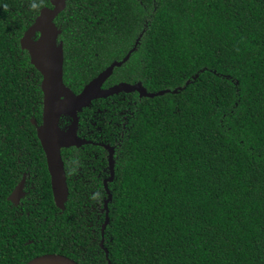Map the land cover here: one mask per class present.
Masks as SVG:
<instances>
[{"label": "trees", "instance_id": "1", "mask_svg": "<svg viewBox=\"0 0 264 264\" xmlns=\"http://www.w3.org/2000/svg\"><path fill=\"white\" fill-rule=\"evenodd\" d=\"M45 7L51 0H0V264L47 254L79 264H264V0H68L56 18L74 93L129 54L106 87L168 91L79 112L81 135L101 130L114 148L107 252L108 151H62L69 197L59 208L32 123L42 117L41 74L20 40ZM24 174L16 206L8 197Z\"/></svg>", "mask_w": 264, "mask_h": 264}, {"label": "water", "instance_id": "2", "mask_svg": "<svg viewBox=\"0 0 264 264\" xmlns=\"http://www.w3.org/2000/svg\"><path fill=\"white\" fill-rule=\"evenodd\" d=\"M52 8L45 7L41 10L40 15L36 18L34 24L24 33L23 37L20 40V46L22 50H25L29 53L31 64L41 73L43 77L42 81V90L44 94V110L42 125L37 128L38 138L43 146V149L46 154L48 169L51 176V184L55 202L59 208H64V205L69 197V189L67 184V176L65 171V166L62 158L61 149L70 148L73 146L80 147L81 145L87 144L89 142L82 140L77 136V130L79 127V118L78 112L84 108L89 107L94 100L107 98L113 96L120 92H139L141 97L153 98L155 96H160L168 91H161L157 93H149L146 91L144 86L141 83L131 85L128 83H120L111 88L104 89L103 86L105 82L110 78L116 67H120L124 62L129 58V55L122 62H114L106 70H104L98 77L93 79L89 84H87L84 89L79 93L75 94L69 87L64 83V46L63 44L58 43V37L60 31L55 24L56 18L62 13L67 7V0H51ZM38 35V38H37ZM37 38V39H36ZM42 40V41H41ZM41 41V42H40ZM40 43L39 45H37ZM53 49L54 57L59 61L60 65L63 68V84L61 90L68 93L69 95L75 97L77 100L80 97H85V100L81 102L78 106H73L68 111H62L60 114L55 116L54 125L60 133L63 135L57 140V147L53 149L52 155L50 154V148L52 144L46 138L42 139L43 136L42 129L46 127V104L48 103L47 89L48 81L43 69L41 70V64L39 63L38 57L33 54V49L37 47ZM45 89V91H44ZM177 91H174L176 93ZM64 99V97H61ZM63 115L70 116L72 119V124L67 131H62L59 127V120ZM35 123V121H34ZM46 137V133L44 134ZM109 149V161L111 168V177L109 181H113L115 176V161H114V149L108 147ZM105 187L108 192V199L105 203V208L107 211L106 221L102 227V241L101 247L104 248V235L107 225L109 223L108 218V204L112 201V194L108 189L107 183L105 182ZM24 180L16 187L10 196V200L15 203H18L23 197L24 192ZM106 250V249H105ZM107 252V250H106ZM26 264H79L75 260L60 254H47L36 257L35 259L29 261ZM110 264V263H109Z\"/></svg>", "mask_w": 264, "mask_h": 264}, {"label": "snow or ice", "instance_id": "3", "mask_svg": "<svg viewBox=\"0 0 264 264\" xmlns=\"http://www.w3.org/2000/svg\"><path fill=\"white\" fill-rule=\"evenodd\" d=\"M32 51L38 57L41 70L43 69L45 76L48 78L47 92L44 89L48 96V103L46 104V127L41 130L43 133L41 138H46L51 142L52 148L49 151L52 155L53 149L58 146L57 140L63 135L54 125L55 116L62 111L70 110L73 106H78L85 100V97L82 96L77 100L75 97L61 90L63 84V68L59 61L55 59L53 49L38 46ZM61 97H64V99H61ZM45 133L46 137L44 135Z\"/></svg>", "mask_w": 264, "mask_h": 264}, {"label": "flooded vegetation", "instance_id": "4", "mask_svg": "<svg viewBox=\"0 0 264 264\" xmlns=\"http://www.w3.org/2000/svg\"><path fill=\"white\" fill-rule=\"evenodd\" d=\"M37 38H38V35H37ZM36 38V39H37ZM59 38V37H58ZM59 43V42H58ZM30 61H31V59H30ZM34 67V66H33ZM36 69V68H35ZM37 70V69H36ZM38 71V70H37ZM39 72V71H38ZM40 73V72H39ZM114 73V72H113ZM41 74V73H40ZM113 75V74H112ZM111 78V77H110ZM110 78H108V80L110 79ZM107 80V81H108ZM42 81H43V77H42V75H41V84H40V87H41V90H42ZM107 81L105 82V84H104V86H103V88L104 89H108V88H111V87H106V83H107ZM64 83H65V81H64ZM121 83H126V82H121ZM118 84H120V83H118ZM118 84H115V85H118ZM128 84H130V83H128ZM136 84H138V83H136ZM142 84V83H141ZM66 85V84H65ZM115 85H113V86H115ZM131 85H135V84H131ZM143 85V84H142ZM67 86V85H66ZM112 86V87H113ZM68 87V86H67ZM132 93H137L138 95H140V93L139 92H120V93H118V94H115V95H119V94H121L122 96L124 95H128V94H132ZM42 94H43V90H42ZM76 94V93H75ZM115 95H113V96H115ZM113 96H109V97H107V98H101V99H108V98H110V97H113ZM101 99H97V100H94L93 102H92V104L95 102V101H98V100H101ZM43 100H44V94H43V98H42V117H41V122L38 124V122L36 121V120H32V123H33V125H35V127H36V132H37V128L39 127V126H41L42 125V118H43V110H44V103H43ZM91 104V105H92ZM90 105V106H91ZM89 106V107H90ZM89 107H87V108H89ZM84 109H86V108H84ZM84 109L83 110H81V111H84ZM105 110H107V109H105ZM81 111H79V112H81ZM79 112H78V118H79V127H80V117H79ZM68 118V120H69V124H67L66 125V123H65V121L63 120L64 118ZM34 121H35V123H34ZM72 124V119H71V117L70 116H67V115H63L61 118H60V120H59V127L61 128V130L62 131H67L68 130V128L70 127V125ZM79 127H78V130H77V136L79 137V138H81L82 140H85V141H87V142H89V143H87V144H84V145H81L80 147H83V146H85V145H88V144H98V145H101V146H103V147H105L104 149H106L107 151H108V170H109V177L107 178V177H105L104 178V187H105V182L107 183V186H108V189H109V182H112V181H109V179H110V177H111V175H112V173H111V168H110V161H109V154H110V152H109V149H108V147H112V146H110V145H105V143H103V142H101V141H99L101 138H103V136H97L98 134H100L101 133V130L99 131V130H97V131H85V133L83 134V135H81V132H80V130H79ZM103 133V132H102ZM101 133V134H102ZM94 137V138H96L97 139V141H94L93 139H88L87 137ZM37 137H38V133H37ZM39 139V138H38ZM39 142H40V140H39ZM40 145H41V147H42V149H43V146H42V144H41V142H40ZM73 147H76V146H73ZM80 147H77V148H80ZM70 148H72V147H70ZM70 148H62L61 149V153H62V151L64 150V149H70ZM113 148V147H112ZM114 149V148H113ZM43 151H44V149H43ZM44 154H45V151H44ZM62 158H63V154H62ZM45 159H46V165H47V169H48V163H47V158H46V154H45ZM115 161V160H114ZM63 162H64V160H63ZM64 166H65V162H64ZM114 169H115V166H114ZM65 171H66V168H65ZM97 171L99 172V174L100 175H102L103 176V173L106 171V169L104 168V167H102V165L101 164H99V169H97ZM107 172V171H106ZM48 173H49V169H48ZM49 176H50V173H49ZM66 176H67V174H66ZM50 179H51V176H50ZM24 180V188H23V192H24V195H23V197L20 199V201L18 202V203H15V202H13L12 200H10V196L12 195V193H13V191L16 189V187L22 182ZM26 183H27V176H26V174H24L23 175V177H22V179L20 180V182L19 183H17V185L15 186V188H14V190L11 192V194L9 195V197H8V200L9 201H11L14 205H19L20 203H21V201L23 200V198L25 197V188H26ZM67 184H68V182H67ZM51 188H52V184H51ZM68 189H69V186H68ZM105 190L107 191V189H106V187H105ZM110 191V190H109ZM52 193H53V190H52ZM108 193V192H107ZM53 197H54V195H53ZM55 200V199H54ZM56 203V202H55ZM57 205V204H56Z\"/></svg>", "mask_w": 264, "mask_h": 264}, {"label": "bare ground", "instance_id": "5", "mask_svg": "<svg viewBox=\"0 0 264 264\" xmlns=\"http://www.w3.org/2000/svg\"><path fill=\"white\" fill-rule=\"evenodd\" d=\"M68 1V0H67Z\"/></svg>", "mask_w": 264, "mask_h": 264}]
</instances>
